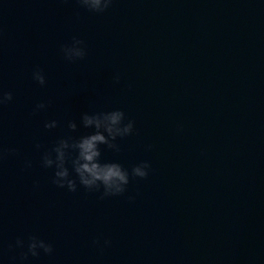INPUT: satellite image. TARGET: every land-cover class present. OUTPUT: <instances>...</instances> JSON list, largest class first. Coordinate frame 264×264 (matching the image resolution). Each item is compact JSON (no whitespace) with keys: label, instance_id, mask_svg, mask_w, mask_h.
<instances>
[{"label":"clouds","instance_id":"9594fccd","mask_svg":"<svg viewBox=\"0 0 264 264\" xmlns=\"http://www.w3.org/2000/svg\"><path fill=\"white\" fill-rule=\"evenodd\" d=\"M80 4L91 11L102 13L106 11L112 4L113 0H79ZM84 41L79 37H73V42L69 45L62 46V52L66 59L76 60L83 58L86 55V48L83 46ZM34 80L40 85L47 83V78L42 69H36L32 73ZM119 80V76L116 77ZM12 92H0V105L12 100ZM44 102L36 105V110L45 108ZM126 120V113L123 109L115 108L114 110L104 113H96L94 115L85 114L84 124L86 126L95 125L96 131L82 136L79 140L69 144L68 139H61L55 145V159L51 153H45L43 163L46 167L56 164V171L53 177V183L63 188L65 185L70 191L77 190L76 178H70V170L66 166V149L72 147L78 150L74 160L75 171L78 174L79 181L88 189H100L103 187L104 196L118 195L126 191L127 185L130 183V177H147L151 168L150 161H141L134 165L131 173L118 161H102L100 144L106 143L110 147L119 150V146L113 141L117 136H126L133 133L135 128L134 120ZM57 124L56 120L46 122V128H52ZM70 127L75 128V122L70 124ZM105 132L107 135H105ZM111 138V139H110ZM39 147V145H37ZM15 152V149H9ZM30 165V162H28ZM110 240H105L104 244H110ZM24 240L17 239L16 245L20 248L24 247ZM43 249L46 253L53 251V245L38 236H31L27 244V251L22 253L21 259H27L29 253L33 257L40 255V250Z\"/></svg>","mask_w":264,"mask_h":264},{"label":"water","instance_id":"95a60500","mask_svg":"<svg viewBox=\"0 0 264 264\" xmlns=\"http://www.w3.org/2000/svg\"><path fill=\"white\" fill-rule=\"evenodd\" d=\"M264 121V0H199Z\"/></svg>","mask_w":264,"mask_h":264}]
</instances>
